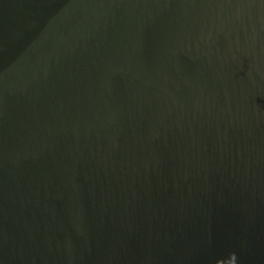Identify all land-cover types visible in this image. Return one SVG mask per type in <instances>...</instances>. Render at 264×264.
<instances>
[{
  "label": "water",
  "instance_id": "obj_1",
  "mask_svg": "<svg viewBox=\"0 0 264 264\" xmlns=\"http://www.w3.org/2000/svg\"><path fill=\"white\" fill-rule=\"evenodd\" d=\"M0 264H264V0H0Z\"/></svg>",
  "mask_w": 264,
  "mask_h": 264
}]
</instances>
